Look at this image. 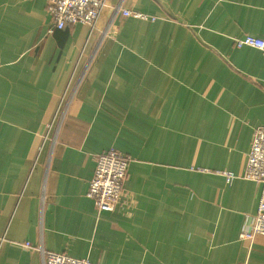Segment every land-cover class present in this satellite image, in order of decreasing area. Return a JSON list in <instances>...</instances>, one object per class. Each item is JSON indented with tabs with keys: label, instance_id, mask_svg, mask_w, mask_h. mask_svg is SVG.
Instances as JSON below:
<instances>
[{
	"label": "crops",
	"instance_id": "0c3cea01",
	"mask_svg": "<svg viewBox=\"0 0 264 264\" xmlns=\"http://www.w3.org/2000/svg\"><path fill=\"white\" fill-rule=\"evenodd\" d=\"M47 3L0 0V264H264V236L239 237L261 185L218 174L264 125V54L234 45L264 37V0H107L62 29ZM110 149L126 212L86 197Z\"/></svg>",
	"mask_w": 264,
	"mask_h": 264
},
{
	"label": "built area",
	"instance_id": "2783aa9c",
	"mask_svg": "<svg viewBox=\"0 0 264 264\" xmlns=\"http://www.w3.org/2000/svg\"><path fill=\"white\" fill-rule=\"evenodd\" d=\"M107 0H48L46 9L51 15L53 26L62 29L65 25L75 23L87 24L95 27ZM126 17L154 20L146 14L133 12L126 9L113 10ZM237 48L252 47L264 54V37L245 35L235 38ZM95 167L88 182L86 197L92 200L97 212L117 211L126 212L130 200L125 192L124 183L127 178V168L130 157L110 149L94 156ZM224 176L226 183H231L236 178L251 180L259 183L262 192L258 200L255 214L251 217L250 224L240 233L243 241L252 242L257 235L264 236V125L253 129L250 147L246 155L243 172L235 174L231 171H218ZM29 247V243H25ZM42 264H97L88 259H78L55 252H42Z\"/></svg>",
	"mask_w": 264,
	"mask_h": 264
}]
</instances>
